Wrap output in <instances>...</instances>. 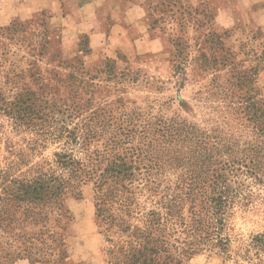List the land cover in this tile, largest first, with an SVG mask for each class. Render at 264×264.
I'll list each match as a JSON object with an SVG mask.
<instances>
[{
	"label": "rangeland",
	"instance_id": "374dc122",
	"mask_svg": "<svg viewBox=\"0 0 264 264\" xmlns=\"http://www.w3.org/2000/svg\"><path fill=\"white\" fill-rule=\"evenodd\" d=\"M47 1L49 8L32 19L0 26V170L5 174L29 178L59 170L54 154L63 140L51 134L47 120L53 103H76L85 113L107 105L116 114L141 109L201 123L220 104L217 86L235 89L240 76L236 90L264 100V30L241 20L237 0H115L116 9L126 12L133 44L111 42V17L102 10L97 29L103 49L96 52L88 34L75 30L74 6L82 0ZM21 100L42 110V120L22 121L21 109L29 105L21 107ZM74 186L63 197L64 211L36 207L35 216L24 205L13 222H0L1 264H78L68 262L74 250L83 253L80 259L90 256L91 264H102L100 255L105 264L123 261L124 251L135 244L134 227L145 226L147 192L114 191L99 205L93 183ZM259 192L250 210H237L231 223L240 241L233 245L235 259L242 242L264 233V190ZM77 219L83 220L69 243ZM180 264L228 263L217 252L202 251L184 252Z\"/></svg>",
	"mask_w": 264,
	"mask_h": 264
},
{
	"label": "trees",
	"instance_id": "16d2710c",
	"mask_svg": "<svg viewBox=\"0 0 264 264\" xmlns=\"http://www.w3.org/2000/svg\"><path fill=\"white\" fill-rule=\"evenodd\" d=\"M242 80L235 89L217 86L220 104L201 123L141 109L116 114L110 105L85 113L76 103L51 104V134L63 140L54 154L60 171L14 178L0 170V222H13L24 205L35 216L36 207L64 211L63 197L75 183H93L99 205L120 190L147 192L150 202L145 226L134 227L135 244L116 264H180L184 252L202 251L228 264H264V233L251 235L233 257L240 242L231 233L233 218L264 190V100L239 93ZM17 104L29 105L22 121L42 117L29 100Z\"/></svg>",
	"mask_w": 264,
	"mask_h": 264
},
{
	"label": "crops",
	"instance_id": "0c3cea01",
	"mask_svg": "<svg viewBox=\"0 0 264 264\" xmlns=\"http://www.w3.org/2000/svg\"><path fill=\"white\" fill-rule=\"evenodd\" d=\"M237 1L239 13L244 15L241 20H245V22L252 24L257 29L264 30V0ZM47 2V0H0V26L7 27L16 20L19 22H25L32 19L40 10L49 8ZM82 2L83 3L74 6V23H76L75 25L77 27L75 30L78 34H88L90 46L94 51L103 49V38L101 37L100 30L97 29L100 28L102 23L101 18L99 17L102 10L107 11L109 14L108 16L111 17L109 22L111 42L124 44V42H129L131 40L130 29L127 25L128 23L126 22V12L124 13L116 9L115 0H82ZM139 16H141L140 13ZM91 218L92 214L91 217H88V221H90ZM81 220L83 219H79V221L77 219L71 226V236L68 238L69 243L71 239L76 238L72 237V235L74 233L78 234L77 229L81 224ZM87 229L92 231L91 226ZM81 239L83 240V238ZM91 242H94V240H91ZM96 252L97 251L94 249L93 254ZM81 254L83 253L79 252V254L77 253L76 255L74 250L73 254L69 257L68 262L76 263L78 260L80 261L78 264H91V262H93L92 259H90V256L85 257V259H80ZM90 254L91 253L87 251L86 255ZM100 259L102 264H105L104 257L102 255H100ZM97 263L100 264L98 261Z\"/></svg>",
	"mask_w": 264,
	"mask_h": 264
}]
</instances>
